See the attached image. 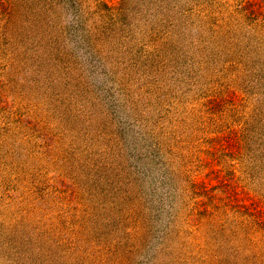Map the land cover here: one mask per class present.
Wrapping results in <instances>:
<instances>
[{
  "label": "rangeland",
  "instance_id": "obj_1",
  "mask_svg": "<svg viewBox=\"0 0 264 264\" xmlns=\"http://www.w3.org/2000/svg\"><path fill=\"white\" fill-rule=\"evenodd\" d=\"M0 264H264V0H0Z\"/></svg>",
  "mask_w": 264,
  "mask_h": 264
},
{
  "label": "trees",
  "instance_id": "obj_2",
  "mask_svg": "<svg viewBox=\"0 0 264 264\" xmlns=\"http://www.w3.org/2000/svg\"><path fill=\"white\" fill-rule=\"evenodd\" d=\"M197 2L198 1H195L194 4H196ZM227 229H228L227 226L226 227L221 226L219 229H214L211 231L210 240L213 241L212 245L215 244V246H217V242H218L219 243L218 247H222L223 245H227L233 249L235 248V249L239 250V243L242 242L243 240H246L247 236L243 235L241 238L237 237V238H234L232 240L226 239L223 236L225 235ZM219 235L222 238H220Z\"/></svg>",
  "mask_w": 264,
  "mask_h": 264
}]
</instances>
